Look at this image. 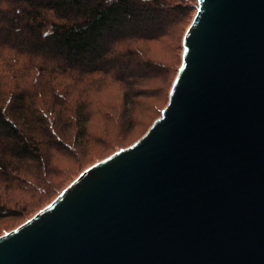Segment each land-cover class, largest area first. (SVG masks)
Listing matches in <instances>:
<instances>
[{"label":"water","instance_id":"95a60500","mask_svg":"<svg viewBox=\"0 0 264 264\" xmlns=\"http://www.w3.org/2000/svg\"><path fill=\"white\" fill-rule=\"evenodd\" d=\"M188 25L161 114L0 232V264H264V0Z\"/></svg>","mask_w":264,"mask_h":264},{"label":"trees","instance_id":"16d2710c","mask_svg":"<svg viewBox=\"0 0 264 264\" xmlns=\"http://www.w3.org/2000/svg\"><path fill=\"white\" fill-rule=\"evenodd\" d=\"M180 11V0H0V220L17 214L19 183L40 186L53 152L86 141L89 88L110 80L131 115L158 67L137 46Z\"/></svg>","mask_w":264,"mask_h":264},{"label":"rangeland","instance_id":"374dc122","mask_svg":"<svg viewBox=\"0 0 264 264\" xmlns=\"http://www.w3.org/2000/svg\"><path fill=\"white\" fill-rule=\"evenodd\" d=\"M196 0H180V15L168 32L156 41L143 43L137 47L153 64L158 65L157 73L143 84V96L136 99L130 116H123L121 91L113 82L87 90L92 110L88 122V138L75 148L53 152L49 166L44 173L40 186L25 188L22 183L16 190L15 200L17 214L0 220V232L15 225L56 193L68 180L75 176L83 167L108 152L121 147L135 138L158 111L166 106L170 80L180 65L182 54V39L180 32L188 25L195 15ZM78 91L72 89L70 97L77 98ZM32 186V185H31Z\"/></svg>","mask_w":264,"mask_h":264}]
</instances>
